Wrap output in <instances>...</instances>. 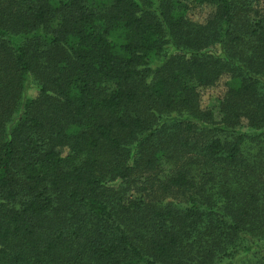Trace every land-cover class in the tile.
Returning a JSON list of instances; mask_svg holds the SVG:
<instances>
[{"label": "trees", "instance_id": "trees-1", "mask_svg": "<svg viewBox=\"0 0 264 264\" xmlns=\"http://www.w3.org/2000/svg\"><path fill=\"white\" fill-rule=\"evenodd\" d=\"M0 264H264V0H0Z\"/></svg>", "mask_w": 264, "mask_h": 264}, {"label": "rangeland", "instance_id": "rangeland-1", "mask_svg": "<svg viewBox=\"0 0 264 264\" xmlns=\"http://www.w3.org/2000/svg\"><path fill=\"white\" fill-rule=\"evenodd\" d=\"M37 93V89L33 85H27L25 90V97L26 98H33ZM202 107H211L215 111L216 120H218V115L216 113V106L218 100L223 94V86H219L217 88H212L208 90L202 91Z\"/></svg>", "mask_w": 264, "mask_h": 264}]
</instances>
